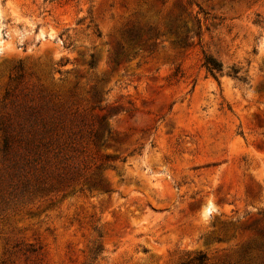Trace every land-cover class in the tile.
Returning <instances> with one entry per match:
<instances>
[{
    "label": "rangeland",
    "instance_id": "374dc122",
    "mask_svg": "<svg viewBox=\"0 0 264 264\" xmlns=\"http://www.w3.org/2000/svg\"><path fill=\"white\" fill-rule=\"evenodd\" d=\"M188 1L0 0V264H264V0Z\"/></svg>",
    "mask_w": 264,
    "mask_h": 264
},
{
    "label": "trees",
    "instance_id": "16d2710c",
    "mask_svg": "<svg viewBox=\"0 0 264 264\" xmlns=\"http://www.w3.org/2000/svg\"><path fill=\"white\" fill-rule=\"evenodd\" d=\"M192 6L194 3L192 0L188 1ZM199 10L197 14L201 12L199 5H197ZM195 14L194 21L196 24L195 32L193 36L189 37H199L200 33V20L199 17ZM170 32V29L168 30ZM159 29L156 30L153 37V45H155L158 39ZM188 38V37H187ZM186 44V41H178ZM89 64L93 65V60H90ZM205 73L214 79L218 80L224 74V66L221 61L214 57L211 53L203 52L202 63ZM233 78L240 79L238 76V69L231 67V71L226 73ZM35 113L31 112L30 117L34 116L33 126L38 125V121L35 117ZM37 116V115H36ZM40 124L42 128V133L47 136V139H40L36 142V137L31 138L30 145L27 147L26 153L17 159L13 164L12 168L16 176L20 177L28 169L26 166H30L32 163L37 161L38 153L40 149L49 148L50 146L59 154L61 153L70 143L76 139H89L91 142L95 143L96 141H102L104 134L103 125L90 123L83 116L75 114L73 112L63 111L58 108H50L46 106L41 112ZM109 132V131H108ZM44 138V137H43ZM7 146L6 140L4 142V147ZM92 184L98 185V181H93ZM69 186V185H68Z\"/></svg>",
    "mask_w": 264,
    "mask_h": 264
}]
</instances>
